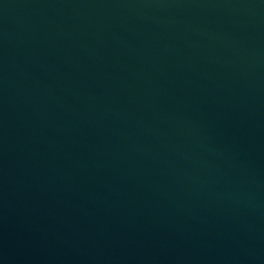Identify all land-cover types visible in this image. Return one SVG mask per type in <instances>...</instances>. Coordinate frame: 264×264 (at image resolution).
I'll return each instance as SVG.
<instances>
[{"label": "water", "instance_id": "water-1", "mask_svg": "<svg viewBox=\"0 0 264 264\" xmlns=\"http://www.w3.org/2000/svg\"><path fill=\"white\" fill-rule=\"evenodd\" d=\"M0 264H264V0H0Z\"/></svg>", "mask_w": 264, "mask_h": 264}]
</instances>
